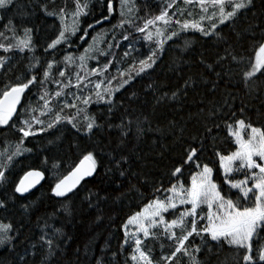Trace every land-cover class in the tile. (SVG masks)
<instances>
[{
    "label": "snow or ice",
    "instance_id": "6c2138e0",
    "mask_svg": "<svg viewBox=\"0 0 264 264\" xmlns=\"http://www.w3.org/2000/svg\"><path fill=\"white\" fill-rule=\"evenodd\" d=\"M118 3L120 20L112 26V39L119 28L129 46L138 42V33L150 47L141 53L143 58L134 59L127 69L117 68L113 75L109 71L112 60L88 68V60L94 58L89 52L108 57L114 56V47H120L110 42L106 49L97 47L104 42L97 38L99 32L91 37L93 43L84 54L57 58V53L71 48L76 40L86 42L89 29L112 17L114 0H105L106 14L86 28H81L80 18L90 15L87 0H72L71 6L60 7L55 0H0V129L17 133L15 150L0 151V211L9 212L18 204L28 224L38 211L24 200L43 173L29 171L18 183L9 180L14 157L31 151L24 147L29 137L68 131L74 137L67 140L68 151L79 153L78 163L67 175L58 176L51 188L52 197L62 207L37 215L38 231L25 236L23 220L20 227L0 223V264H65V260L72 264L67 255L71 237L64 229L80 217L76 206L66 201L81 198L83 193L80 214L91 217L95 213L91 222L98 225L106 218L104 205L110 200L122 202L130 195L143 196L142 188H151L152 198L121 225L124 240L120 247L131 249V264H213V258L219 261L224 251L230 256L220 264H264V125L255 126L246 118L244 99L239 108L233 103L244 92L264 105L260 83L264 81V0H259V7L257 0H167L158 14L144 17L138 15L133 0ZM37 10L59 21L55 38L44 45L51 59L34 54L37 28L32 17ZM194 16L199 19H189ZM189 31L210 40L214 55L195 53L181 35ZM178 39H184L182 51L188 56L172 61L174 83L152 80L140 90L128 88L117 98L116 93L137 77L151 75L149 70H154L165 44ZM249 44L255 57L246 63ZM131 51L138 49L133 46ZM123 55L128 57L130 51ZM21 56L28 63L18 75L15 61ZM33 88L38 96L35 106L22 104ZM92 104L106 107L94 114L88 111ZM260 115L264 118V111ZM221 136L228 149L220 146ZM149 139L154 146L155 172L141 163L140 145ZM233 144L235 150H230ZM209 151L218 166L204 158ZM101 170L114 185L103 194L82 184L91 183ZM186 172L190 182L183 179ZM155 241L169 244L168 252L159 258L150 247ZM73 255L76 264H81L79 250ZM118 255L112 253L113 258ZM84 256V264H113L103 249L94 261L87 260V252Z\"/></svg>",
    "mask_w": 264,
    "mask_h": 264
},
{
    "label": "trees",
    "instance_id": "16d2710c",
    "mask_svg": "<svg viewBox=\"0 0 264 264\" xmlns=\"http://www.w3.org/2000/svg\"><path fill=\"white\" fill-rule=\"evenodd\" d=\"M20 2H24V0H20ZM71 2L72 0H55V5L60 7L67 3L71 6ZM87 2L89 4L88 11L90 12V15L80 18L81 28H86L88 23H92L106 14L105 0H87ZM133 3L138 9V15L144 17L146 13L149 15L158 14L160 8L167 3V0H133ZM257 3L259 7V0H257ZM114 7L115 11L109 20L103 21L102 24H96L95 29L88 30L89 36L86 38V42L76 40V43H74L71 48H66L65 52H58L57 58H62L64 54H71L73 56L84 54V49L88 48L89 45L93 43L91 37L97 35L98 32L100 33V36L97 38L102 39L104 42L99 43L97 47L106 49L107 42L112 44L119 43L120 47H114L112 49L114 56L108 57L99 56L96 52H89L88 55L94 57L87 62L89 69L92 67H99L100 64H103L106 60H112L113 66L110 67L109 71L113 75H116L117 68L121 70L127 69L129 64L132 63L134 59L143 58L141 53H147L150 45L148 42H145L140 38L142 34H135L138 42L134 41L132 47L134 46L135 49H138V51L130 52L128 57H124L123 55L130 46L128 41H124L122 39L120 35L122 30L119 28L115 29V40L112 39V26L117 24L120 20L118 0H114ZM190 18L199 19V16ZM68 19L70 22L71 17ZM138 22L142 24L143 21L140 20ZM32 23L35 24L37 28V31L33 34V40L36 45L34 54L42 57V59L45 57L51 59V57H48L47 53H44V45L50 40V38H55V33L57 31L56 25H58L59 21L54 22L52 18L45 17L37 10L32 17ZM221 28H225L226 33L230 32V29H227L224 25H222ZM20 35H22V33H20ZM79 35L80 33L78 32L77 36ZM181 35L191 42L195 53L204 52L209 57L214 55L215 48L213 43L210 40H205V38L200 37L199 33L189 31L187 33H182ZM73 39L75 40L76 38L73 37ZM183 44L184 39H178L175 44L172 41L165 44V51L159 57L157 65L154 66V70H149L151 75L145 73L143 74V79H141V77H137L136 80L132 82V85L127 86L126 89H122L121 93H116L117 98L121 97V94L127 91L128 88L132 90H140L152 80L167 79L174 83L175 76L171 71L170 65L177 56H188V52L182 51ZM169 45H171V47H169ZM246 47L247 50L244 55L245 62L247 63L248 59H254L255 51L250 44ZM27 55L31 56L33 54L30 53ZM192 58L195 59L196 56L193 55ZM97 61H99V64ZM15 63L17 65L16 71L19 75L27 65L28 60L21 56L16 59ZM78 63L79 61H77V64ZM172 66L174 67V65ZM238 78L239 77H236V79ZM91 79L94 80L96 77H92ZM260 83L264 85V81H261ZM51 87L54 88L55 86L53 85ZM128 95H131V91H128ZM26 97L27 99H22V104L27 105L29 102H32L33 106H35L38 99L37 89L33 88L31 90V95L26 93ZM241 99H244V101L248 104V110L245 114L246 118L250 117L255 126L264 125V118L260 115V113L264 111V105L261 104V101L259 99L249 98L244 92H239L238 98L233 102L237 108L241 105ZM116 102L119 104L120 100L117 99ZM105 107L106 106L103 104H92L88 111L96 114L105 109ZM18 111L22 112L23 109L18 108ZM36 115H39V113L37 112ZM118 115L119 113H117V116ZM52 131L45 132L35 137H29L25 140L24 147L30 148L31 151H26L22 155L14 157L13 164L10 169L11 175L9 180L11 183H18L27 172L33 170L42 171L46 178L44 184L34 192L30 193L27 200H24L25 204L32 203L33 207L38 209V211L34 212L32 215V224H28V222L24 220L22 215L23 210L18 204L9 212L0 211V223H12L17 227H20L21 221L23 220L25 226L22 231L25 236L31 235V232L38 231L34 224L37 215L43 213L45 210L51 211L54 207H62V205L56 203V198L51 195L52 185L58 176L67 175V173L71 170V166L74 163H78L79 153L68 151L67 140L74 139V137L71 136V133L68 131L57 132L56 136H59L60 139H56V136L52 135ZM50 140L54 141V143H50ZM16 143L17 133L15 130L9 131L6 129H0V151H4L5 149L8 151H14ZM220 146L225 149L229 148V145L224 141L223 136H221ZM230 150H235L234 144L231 145ZM140 153L144 156V160H142L141 163L146 166V170L153 169L155 152L150 139L140 145ZM204 158L210 165L215 164L218 166L217 158L210 151L205 154ZM45 161H47V163H45ZM53 163L59 164V168H53ZM165 163L167 162L165 161ZM153 171L155 172V169H153ZM183 179L190 182V174L186 172ZM118 182L119 181H117V183ZM83 184H86L87 187L93 188L94 191H100L102 194L104 191H111L114 187L111 180L103 175V170H101L100 175L96 176L95 179H91V183L86 181ZM9 187H11V184ZM141 190L143 192V196L130 195L128 199H125L122 202H113L110 200L107 205L103 206L105 208L106 218L98 225L91 222L92 219H94L95 213H93L91 217L88 215L81 216L80 214L79 205L83 193H81V198H74V201H66V203L70 206L73 204L76 206L77 216L80 217L75 221V223L68 224V226L64 229V231L71 237L70 248L67 255L71 258L72 264H76V257L73 255L76 250H79L81 255V264H84L85 252H87V260L94 261V258L100 256L102 249L106 253L105 258L113 260V264H126V261L128 264H131V261L128 260L131 249H129L127 245H124V249H121L120 247L124 240V233L121 225L126 221L129 215L143 208L144 204L152 198L153 190L151 188H142ZM2 191L3 189L0 188V192ZM108 214L111 215V219L107 218ZM199 242V238H197L196 243ZM150 247L152 248V255L156 258H159L162 252L166 254L169 250V244L167 241L152 242ZM113 252H117L119 255L116 258H113ZM229 256L230 253L224 251L220 254L219 261L213 258V264H220L221 261H224L225 258ZM65 264H67V260H65Z\"/></svg>",
    "mask_w": 264,
    "mask_h": 264
},
{
    "label": "water",
    "instance_id": "95a60500",
    "mask_svg": "<svg viewBox=\"0 0 264 264\" xmlns=\"http://www.w3.org/2000/svg\"><path fill=\"white\" fill-rule=\"evenodd\" d=\"M33 171H39V170H33ZM42 172V171H41ZM43 173V172H42ZM24 178V177H23ZM22 178V179H23ZM30 180L31 179H33V178H29ZM45 175H44V173H43V179H41L40 180V182L38 183V184H36V186L34 187V188H32L31 190H30V192L27 194V195H29L30 193H32V192H34L36 189H38V188H40L43 184H44V182H45ZM89 179H91V178H89ZM84 182H86V181H84ZM84 182H82V184L84 183Z\"/></svg>",
    "mask_w": 264,
    "mask_h": 264
},
{
    "label": "rangeland",
    "instance_id": "374dc122",
    "mask_svg": "<svg viewBox=\"0 0 264 264\" xmlns=\"http://www.w3.org/2000/svg\"><path fill=\"white\" fill-rule=\"evenodd\" d=\"M189 18H190V17H189ZM190 19H191V18H190ZM205 23H207V22H205ZM161 26H163V25H161ZM221 26H222V25H221ZM221 26H220V27H221ZM152 30L154 31V29H152ZM131 47H132V46H130V47L128 48V50H129L130 52H132V51H131ZM148 51H149V50H148ZM96 79H97V78H96ZM96 79H94L93 81H95ZM132 230H133L132 228L129 229V231H132Z\"/></svg>",
    "mask_w": 264,
    "mask_h": 264
}]
</instances>
